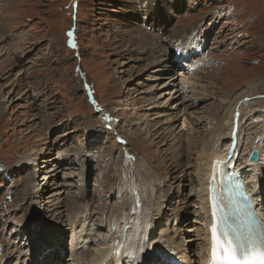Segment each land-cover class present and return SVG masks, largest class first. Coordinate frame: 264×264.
<instances>
[{"label": "rangeland", "instance_id": "374dc122", "mask_svg": "<svg viewBox=\"0 0 264 264\" xmlns=\"http://www.w3.org/2000/svg\"><path fill=\"white\" fill-rule=\"evenodd\" d=\"M138 1L0 0V264H46L51 252L57 264H88L93 249L111 245L109 233L116 242V234L150 229L156 204L165 221L143 247L159 248L165 228L198 263L195 174L203 141L214 139L229 112L239 159L247 161V143L264 135V0H183L175 15L169 0H157L144 12L168 11L147 24L130 17L144 13L145 0ZM179 37L186 38L174 52L189 70L178 65L175 73L167 40ZM164 75L171 107L156 115L150 108ZM166 110L171 118L161 119ZM103 113L116 136L103 128ZM40 148L54 169L47 184L59 185L48 202L31 192L43 180ZM28 158L35 162L17 166ZM77 220H86L89 248L75 255L69 244ZM38 224L41 234L61 232L64 248L50 242L34 263Z\"/></svg>", "mask_w": 264, "mask_h": 264}, {"label": "bare ground", "instance_id": "6f19581e", "mask_svg": "<svg viewBox=\"0 0 264 264\" xmlns=\"http://www.w3.org/2000/svg\"><path fill=\"white\" fill-rule=\"evenodd\" d=\"M156 1L157 0H150L143 7L144 9L142 12H144L149 5H151V6H153V4L156 5ZM169 1L172 3V4H170V6L173 9V15H175L178 12L180 6L183 5L184 1L183 0H169ZM150 2H152V3H150ZM163 2L167 3V0H161L160 1V3L163 6H165L163 4ZM162 11L166 12L168 10H164L162 8V6H160L158 8L157 7L154 8V11H153V12H155L154 15H149L146 12H144L140 15L139 11H135V14H131L130 17L137 18V15L139 17L144 16L147 20L148 16H151L152 18L155 19V18H158L160 16ZM137 12H139V13H137ZM168 14L172 15L171 12ZM127 19H128V17H125V20H127ZM189 34H190L189 38L192 39L193 38V32L191 31V32H189ZM183 59H184L183 54H177L176 55V60H177L178 65L182 63L183 66L185 67V69H187L189 67V65L186 64L187 62L186 61L184 62ZM160 64H162V60L156 62L155 64L151 63L148 65V67L151 65V67L155 68V65L160 66ZM167 80L168 79H166L165 75H164V77L162 79V83H161L162 84L161 89L157 88L158 90H162V93L159 94V98H155V100H157V103L155 102L157 104V106L154 105L153 107L150 108V111L153 114L158 115L159 114V112H158L159 108L171 107V106H169V107L166 106L171 101L170 92L168 93V91H165L167 89H164V88H166L165 83ZM185 84H187V83H185ZM157 89L155 92H158ZM166 111L167 112L161 113V114H164L163 116H161V119L162 118L163 119L164 118H171L172 115L169 114L170 110H166ZM229 115H230V117L226 118V120L219 127H217V131L214 130L216 132L214 135L215 136L214 139H211V141H208V139L204 140L203 144H202V148L200 147L202 151L199 153L200 160H199V164L196 167V174H195L197 184H198V189L196 190L197 192L195 193V195L198 199L197 201L200 205V210H201V216H200L201 241H200V246H199L200 257H199L197 264H200V263L205 264L206 263V259H207V256H208V253L210 250V246H211V231H210L211 219H210V216L208 215V200H210L211 195H210V191L208 190V187H209L208 175L211 171L210 169H211L213 161H215V160L217 162L225 161L228 164H230L232 166V168H234L236 170L237 173L241 174L240 179L239 178H236V179H238V181H240L241 184L243 185V187H242L243 191L247 195H251V193L253 192L256 196L258 203H262L264 201V135H261V136L258 135L257 140L251 141V143L250 142L247 143V145H249V148H250L249 150H248V148H246V150H245L246 154H247V156H246L247 161L246 160L243 161L241 158L239 159V156H237V144H236L237 140H236V135L234 134L236 131H235L234 127H232V129L229 127L230 121H231L230 112H229ZM104 119L106 122L108 121L107 126H104V127L116 136L117 134H115V130L113 128V123H111V120H110V116L109 115L104 116ZM184 124H185V120H183L181 126H184ZM226 127L229 128L228 134L225 135L226 138L219 137V135L220 136L223 135V132L226 130L225 129ZM263 133H264V130H263ZM227 137H228V139H227ZM226 140H229V141L225 142ZM41 146L43 147L44 144H41ZM222 147H224L223 150L221 149ZM253 149L256 150L258 153L257 161L250 162V161H248V154ZM44 150H45L44 148H40V150H39V152H42L41 159L44 160V163H45L44 167L40 173V177H43V180L40 179L39 180L40 183L38 184V185L41 184L42 191H39V189L37 187H35L37 189L34 190V186H38V185H35L34 183H32L33 186L31 185V192L33 195H35V198H37V201L39 199V200H43V201L48 202L52 192L56 191V189L59 188V185L56 183H55V185H53V184L48 185L47 184V182H49V179H51V181H52V179L54 178V176H53L54 172L52 171L54 169H52L53 165H52V161H50V159L48 160V161H50L49 163L46 162L47 158H46V152H44ZM237 157H238V159H237ZM123 158H125L124 155H123ZM127 158H129V157H127ZM28 159H22L21 162H19V165H17V166H22L23 169H26L29 165H32V162H35V160H33L32 158H28ZM46 168H47V170H46ZM249 168H251V169H249ZM35 169H36V166L34 165V169L32 170L33 173H34ZM218 172H216V174ZM214 179H215V183H214L215 187L218 190H221L219 178L217 177V175L214 177ZM60 187H61V185H60ZM59 192L60 191L57 190V192H55V193H57V196H58L57 199L60 201V198L62 197V195L61 194L59 195ZM29 193H30V191H29ZM49 194H50V196H48ZM30 198H32V197L27 198V200ZM39 202L41 203V201H39ZM163 209H162V207H160L159 204H156V208L153 211L154 218L152 219V226L148 230H145L141 233L133 232L132 235H129V236H126L128 233L126 234L125 232H123V234H122L120 232L121 235L116 234V236H117L116 242H113L114 241V239H113L114 233H109L108 235H106L107 237L106 238L104 237V238L105 239L108 238L110 240V242L112 241L113 243L111 242V245L108 244L109 246H107V244H106L107 247H105V248L102 246L103 248L93 249L91 261L88 264H103L105 262H106V264H115V263L116 264H119V263L120 264H128V262H126L128 260H130L129 264H139V257L141 255L139 249L143 247L141 245L143 244L144 239L147 236H150L151 234H153L155 232V227L159 226V224H161L162 221H165V212H163ZM258 210H260L259 207H258ZM258 215L261 218H263V220H264V208L258 212ZM85 221L86 220H83V223L80 224V222L77 220L71 224V236H70L71 242H70L69 246H70V249L72 251H77L79 249L81 250L82 248H85V244L87 243L86 242L87 241L86 240V230L83 228ZM161 228H162V226H161ZM39 231L40 232H38L39 237L37 238V242H40L41 244L38 245L39 248L36 251L37 254L36 255L34 254L35 248H33V250L31 251V255H30V261L34 258V262L37 259L34 256H37L42 251L45 252V250H47V248L49 246V243L56 241L57 239L59 240V238L61 236V235L59 236V234H61V232L58 233V231H52L49 233L45 232L43 234H41V230H39ZM162 232H163V234L161 236H159V238L162 240L161 246L159 248L157 247L156 249L157 250L163 249L162 251L166 252L168 254V256L169 255H177V252H179V251H180L179 253H181V254L183 252L185 257H186V260L190 261L189 264H193L190 257H189V254L187 251L188 250L187 246L184 243H182L180 246H179V244L177 245V243H178V239L176 237L177 235L175 233H170V231L168 232L165 228L164 229L162 228ZM115 233H116V231H115ZM64 237L65 236H62L59 242H61L64 239ZM105 241H107V240H105ZM53 244H54V242H53ZM160 248H162V249H160ZM52 254H53V252H51V255ZM51 255H48V258L52 257ZM133 255H135L137 258L133 259ZM54 256L55 255H53V258H54ZM178 257H180V256H178Z\"/></svg>", "mask_w": 264, "mask_h": 264}, {"label": "snow or ice", "instance_id": "6c2138e0", "mask_svg": "<svg viewBox=\"0 0 264 264\" xmlns=\"http://www.w3.org/2000/svg\"><path fill=\"white\" fill-rule=\"evenodd\" d=\"M238 197L230 199L227 212L219 203L212 205L210 264H264V231L246 212L248 197L242 192ZM139 251V264H169L168 254L155 246L145 244Z\"/></svg>", "mask_w": 264, "mask_h": 264}, {"label": "water", "instance_id": "95a60500", "mask_svg": "<svg viewBox=\"0 0 264 264\" xmlns=\"http://www.w3.org/2000/svg\"><path fill=\"white\" fill-rule=\"evenodd\" d=\"M124 157L127 158L128 154L127 152H124ZM249 161L251 162H255L257 161V152L255 150H253L249 156ZM0 254H1V245H0Z\"/></svg>", "mask_w": 264, "mask_h": 264}, {"label": "built area", "instance_id": "2783aa9c", "mask_svg": "<svg viewBox=\"0 0 264 264\" xmlns=\"http://www.w3.org/2000/svg\"><path fill=\"white\" fill-rule=\"evenodd\" d=\"M59 182H61V181H59ZM63 184V182H61V184L60 185H62ZM49 185V184H48ZM39 191H42V187H41V184L39 185ZM41 189V190H40Z\"/></svg>", "mask_w": 264, "mask_h": 264}]
</instances>
